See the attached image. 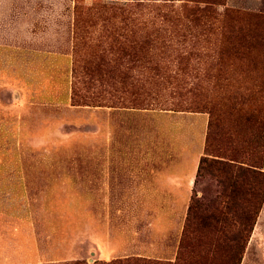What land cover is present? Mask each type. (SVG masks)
<instances>
[{
  "label": "rangeland",
  "instance_id": "1",
  "mask_svg": "<svg viewBox=\"0 0 264 264\" xmlns=\"http://www.w3.org/2000/svg\"><path fill=\"white\" fill-rule=\"evenodd\" d=\"M261 20L264 0H0V264H230L236 215L186 224L193 196L226 201L197 176L208 104L264 115V43L230 51ZM241 264H264V201Z\"/></svg>",
  "mask_w": 264,
  "mask_h": 264
},
{
  "label": "trees",
  "instance_id": "2",
  "mask_svg": "<svg viewBox=\"0 0 264 264\" xmlns=\"http://www.w3.org/2000/svg\"><path fill=\"white\" fill-rule=\"evenodd\" d=\"M258 22L255 21V29L250 27L248 35L236 36L238 39L230 51L238 52L240 48L253 51L261 43H264V21ZM244 100L251 103L250 99L244 98ZM207 108L210 114V123L206 150L211 153L207 154L209 156L202 157L197 176L199 178L209 174L217 178L222 188L221 196L223 195L226 201L224 206L220 207L217 203L206 204L193 196L186 230L198 228V225L212 228L220 222L225 225L230 220L229 213L236 215V220L234 219L232 224L240 227V230L234 235L233 242L235 244H227L225 253L230 264H241L264 201V172L256 169H261L262 166L239 161L240 148L243 147V155L250 158L252 163L255 158L257 159L256 152L260 154L258 159L264 161V115L262 117L260 112L244 110L243 107H240V110L236 112L237 105L228 110L226 101L222 104L219 101L218 104L209 103ZM257 113L262 117L261 119ZM231 115H234L236 119L233 130L227 129L224 123L226 117ZM255 136L259 137V142L255 140ZM256 146H259L258 150H256ZM210 156L214 158H210ZM118 264L168 263L137 259L125 261V263L120 261Z\"/></svg>",
  "mask_w": 264,
  "mask_h": 264
},
{
  "label": "crops",
  "instance_id": "3",
  "mask_svg": "<svg viewBox=\"0 0 264 264\" xmlns=\"http://www.w3.org/2000/svg\"><path fill=\"white\" fill-rule=\"evenodd\" d=\"M2 201V200H1Z\"/></svg>",
  "mask_w": 264,
  "mask_h": 264
}]
</instances>
